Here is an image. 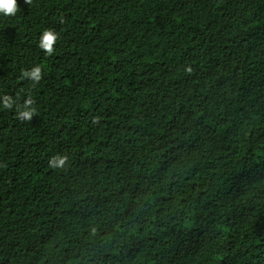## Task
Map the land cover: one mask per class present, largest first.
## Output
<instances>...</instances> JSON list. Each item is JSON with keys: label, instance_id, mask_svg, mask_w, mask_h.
Segmentation results:
<instances>
[{"label": "trees", "instance_id": "obj_1", "mask_svg": "<svg viewBox=\"0 0 264 264\" xmlns=\"http://www.w3.org/2000/svg\"><path fill=\"white\" fill-rule=\"evenodd\" d=\"M18 7L0 15V264H264V0Z\"/></svg>", "mask_w": 264, "mask_h": 264}, {"label": "clouds", "instance_id": "obj_2", "mask_svg": "<svg viewBox=\"0 0 264 264\" xmlns=\"http://www.w3.org/2000/svg\"><path fill=\"white\" fill-rule=\"evenodd\" d=\"M27 2V0H26ZM18 0H0V15L3 16H12L15 15L18 11ZM58 40V33L52 29L44 30L40 36L39 47L45 50L46 53L51 54L53 52V46ZM41 69L36 66L33 67L31 71H26L24 73L25 77H31L34 81H38L40 79ZM12 100L10 98H5L4 107H10L12 105ZM34 113V109L28 108L25 106V109L19 111L18 115L23 119H31ZM52 164L56 167L63 165L65 162L64 157H54L52 160Z\"/></svg>", "mask_w": 264, "mask_h": 264}]
</instances>
